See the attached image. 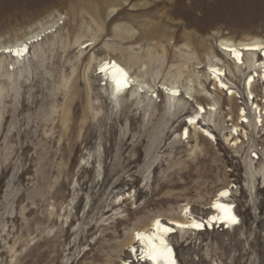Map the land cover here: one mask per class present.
Returning <instances> with one entry per match:
<instances>
[{
  "label": "rangeland",
  "instance_id": "rangeland-1",
  "mask_svg": "<svg viewBox=\"0 0 264 264\" xmlns=\"http://www.w3.org/2000/svg\"><path fill=\"white\" fill-rule=\"evenodd\" d=\"M53 22L23 60L0 54V264H136V229L188 208L206 217L224 187L241 223L171 235L180 264H264V119L245 89L261 65H236L220 49L264 40V0H0V46ZM107 56L152 91L192 79L200 103H217L203 120L217 140L199 128L181 136L196 111L185 93L177 110L157 90L111 101L97 70ZM214 58L234 95L207 78ZM263 94L257 78L254 103Z\"/></svg>",
  "mask_w": 264,
  "mask_h": 264
},
{
  "label": "bare ground",
  "instance_id": "bare-ground-1",
  "mask_svg": "<svg viewBox=\"0 0 264 264\" xmlns=\"http://www.w3.org/2000/svg\"><path fill=\"white\" fill-rule=\"evenodd\" d=\"M54 26H56V22L55 23L53 22L51 23V25H47L46 27H42L41 30L25 35L23 38L18 39L13 43L0 46V51H1L0 54L2 53L3 55H10L14 60H23L25 56H27L30 53L33 44L38 42L41 38L43 39V37L47 36L48 34H51L53 30H49V29L50 28L52 29ZM94 44L95 41L92 39V41L88 42L85 48L92 46ZM220 44H221L220 49L223 52V54L227 56L228 59L231 62L235 63L236 65L246 64L247 66L253 67L254 69H256L258 65H261L260 73L258 74L256 70V72L250 75L245 82V89L247 90V92L251 94V96L250 97L248 96L247 99L249 101L250 99L253 98L252 101V106H253L255 99H257L252 95L254 83L257 78H261V79L263 78L264 80V40L258 38L252 39L250 41H242V42H233L231 40H225ZM18 49L22 50L20 55L16 54ZM258 52H261L263 54L261 53L258 54ZM248 54L250 55V57H247ZM209 61L210 62L208 63V68H207V78L215 82V88L213 89L221 92L226 91V96L234 95L235 91L228 85L226 81V77H227L226 69L219 66L222 64V61L218 58H214L213 60H209ZM98 63H99L97 66L98 68L97 70L99 71L98 74L101 75L102 77H105L104 79H106L107 82L106 85H109V89H110L109 98L111 99V101L115 103H119L122 99L126 97H128L129 99H133L135 101H142L144 98H150L148 93L152 91L151 87H148L145 84L144 80H140L136 76L132 75L129 66L124 65L123 63L119 62L116 58L111 56H107L103 59H100ZM114 64L118 67L114 68L113 67ZM118 68L124 69V71L127 73L126 78L122 76V74L118 71ZM101 69H104V71H101ZM118 80L121 81L119 84L117 83ZM192 81H193L192 79H189V85H186L184 88L181 87L176 81H171L169 84H167L166 82H162L161 85H159L155 90L161 91L168 96L167 105L171 109L172 108H174V110L180 109L179 108L180 105L183 104V98L188 100V102L193 103V105L195 106V110H196L195 113L191 115L188 120L185 121L186 126L183 128L181 132L182 137L188 139L190 137L191 129L199 128L204 137L211 140H217L216 135H214V133L210 132L207 128H205L203 123L204 116L208 114V112L217 111V107H216L217 103L211 99L212 97L211 94L205 91L204 89H202L203 91L201 92V94L205 95L208 99H211V103L208 106H205L202 103H200L197 98V95L200 92L194 89L193 84H191ZM155 90H153L152 92H155ZM184 93L187 96H184L182 98ZM154 97L158 99L159 94L158 93H156V95L151 94L150 99ZM262 101H264V94L261 102ZM260 103H256L253 107L255 113L254 117L255 119L258 118L256 123L263 121L262 110L264 108H261ZM234 119L240 120L242 126H244L246 123H249L251 120L245 106L243 107L241 106V109L238 110L236 118ZM233 127H235V132H237L238 134L240 129L237 126H233ZM185 130H187V135H185ZM236 137H238L239 140L241 141L240 143H242V140L240 139L239 135ZM222 191H227L228 195L225 197H220L219 193ZM229 195H231L230 188L228 187L221 188L216 194L215 198L213 199V202L209 207L210 213L206 217L190 216L191 208L187 207L188 210H185L186 213H183L184 212L183 211L180 217L178 218H170L168 220H164V218L160 216L153 218L147 226L140 229H136L133 232L132 240L134 243L139 244V249L136 248L134 244H131L129 245L128 250L136 252L137 257L138 254L141 253L140 256L148 264H180L175 247L173 246L171 241V235L173 234V232L178 231V229L195 230L194 228L188 227L194 221L204 225L203 227H205L207 230H208V226L214 227L215 224L221 223L219 221H212L210 219L213 216L221 215V211L213 207L215 203H224V204L232 205L235 215L239 218L240 221L239 224L241 223V219L236 213L234 204L228 200V198L230 197ZM157 220L161 221V225H162L161 227H157L156 225ZM239 224L227 226L226 229L235 228ZM165 226L170 228L171 231L164 232L163 227ZM200 229H196V230H200ZM162 240L165 242L163 245H161ZM153 245H155V247H153ZM158 252H165L167 254V259H165L163 255H158L156 260L151 259L152 255Z\"/></svg>",
  "mask_w": 264,
  "mask_h": 264
},
{
  "label": "snow or ice",
  "instance_id": "snow-or-ice-1",
  "mask_svg": "<svg viewBox=\"0 0 264 264\" xmlns=\"http://www.w3.org/2000/svg\"><path fill=\"white\" fill-rule=\"evenodd\" d=\"M22 50H17L16 54L20 55ZM114 68H117L118 66H116L115 64L113 65ZM101 71H104V69H101ZM118 71L122 74L123 77L126 78L127 73L124 71L123 68H118ZM121 81H117V83L119 84ZM175 94V93H174ZM203 110V109H201ZM185 135H187V130H185ZM228 195L227 191H222L219 193L220 197H225ZM214 208H217L221 211V215L220 216H213L210 219L212 221H219L222 224H224L225 226H230V225H236L239 224V218L235 215L234 211H233V206L230 204H224V203H215L213 205ZM156 225L157 227H161V221L157 220L156 221ZM204 225H202L201 223H197V222H193L191 225H189L188 227L194 228V229H200L202 228ZM163 231L164 232H170L171 229L168 227H163ZM151 240V238H150ZM165 242L162 240L161 241V245H163ZM153 247H155V245H153ZM170 251V250H168ZM158 255H163L165 257V259H167V254L165 252H158L152 255L151 259L156 260Z\"/></svg>",
  "mask_w": 264,
  "mask_h": 264
},
{
  "label": "built area",
  "instance_id": "built-area-1",
  "mask_svg": "<svg viewBox=\"0 0 264 264\" xmlns=\"http://www.w3.org/2000/svg\"><path fill=\"white\" fill-rule=\"evenodd\" d=\"M251 101H253V98L252 99H250ZM256 103H254V105H255ZM254 106H252L250 109L248 108V110L250 111V113L252 112V110H254V108H253ZM261 108H264V106H261ZM248 112V111H247ZM262 112H263V119H264V109L262 110ZM248 115H249V112H248ZM250 117V116H249ZM262 119V120H263ZM255 120H258V118H256ZM259 123V126H262V123L261 122H258ZM234 135L235 136H238L239 135V133L237 134V132H234ZM259 153H258V151H256V150H253L252 152H251V155H252V157L255 159V160H259L260 159V156L258 155Z\"/></svg>",
  "mask_w": 264,
  "mask_h": 264
}]
</instances>
